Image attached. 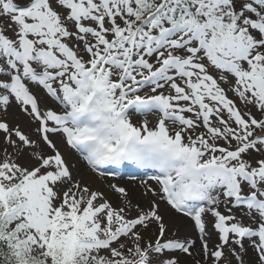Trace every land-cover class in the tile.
<instances>
[{"label": "snow or ice", "instance_id": "1", "mask_svg": "<svg viewBox=\"0 0 264 264\" xmlns=\"http://www.w3.org/2000/svg\"><path fill=\"white\" fill-rule=\"evenodd\" d=\"M0 141V264H264V0H0Z\"/></svg>", "mask_w": 264, "mask_h": 264}, {"label": "rangeland", "instance_id": "2", "mask_svg": "<svg viewBox=\"0 0 264 264\" xmlns=\"http://www.w3.org/2000/svg\"><path fill=\"white\" fill-rule=\"evenodd\" d=\"M8 119H9L10 122H13V123L19 121L22 124V126H24L23 119L21 117H18L15 112H13L12 114H10V116L8 117ZM25 130L28 131L29 129H27V127H25ZM0 142H2V141H0ZM60 146H61V150L62 151L69 152V150L66 148V146H64V145H60ZM123 179L124 178L116 179L118 181L113 180V179H108V183H119L121 186L126 187L128 189V191H129L130 197L133 199L134 202L135 201L142 200L143 198L141 196V190H140V188H138V186L129 185V184L127 185V184L121 183V181ZM103 187H105V186L103 185ZM105 189H106V187H105ZM110 193H112V192H110ZM110 196L112 197V199L115 202H118L119 201V198H118V195L117 194L112 193V195L110 194Z\"/></svg>", "mask_w": 264, "mask_h": 264}, {"label": "bare ground", "instance_id": "3", "mask_svg": "<svg viewBox=\"0 0 264 264\" xmlns=\"http://www.w3.org/2000/svg\"><path fill=\"white\" fill-rule=\"evenodd\" d=\"M70 151H71V150H70ZM70 151H69V152H70ZM121 183H124V184H127V185H128V184H129V185H132V184L137 185L135 182H134V183H133V182H121ZM103 185H104V184H103L102 182L97 181V186L103 187ZM137 186H138V185H137ZM105 190L108 191L107 189H105ZM110 194L112 195V193L109 192V195H110Z\"/></svg>", "mask_w": 264, "mask_h": 264}]
</instances>
